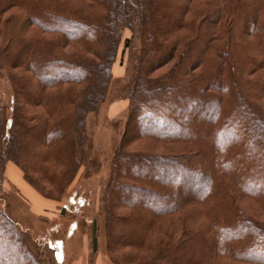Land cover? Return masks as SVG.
<instances>
[{"label": "trees", "instance_id": "obj_1", "mask_svg": "<svg viewBox=\"0 0 264 264\" xmlns=\"http://www.w3.org/2000/svg\"><path fill=\"white\" fill-rule=\"evenodd\" d=\"M106 1L89 0L85 11L70 0H0V60L34 74L13 79L21 90L15 118L0 132L1 153L13 150L11 124L21 151L30 147L25 172L27 161L53 185L74 179L78 147L93 145L86 117L105 99L126 22L142 54L125 142L143 139L165 151L118 143L104 195L110 246L137 251L121 255L122 264H264V0H222L193 14L195 0H119L132 8L125 22ZM108 43L105 59L98 49ZM75 44L88 55L76 50L68 60L65 48ZM173 57L175 65L151 74ZM88 70L104 73L95 87ZM21 101L42 112L29 116ZM196 212L202 227L187 224ZM170 217L174 231L164 230ZM97 242L94 235L95 249ZM0 264H42L1 206Z\"/></svg>", "mask_w": 264, "mask_h": 264}, {"label": "rangeland", "instance_id": "obj_2", "mask_svg": "<svg viewBox=\"0 0 264 264\" xmlns=\"http://www.w3.org/2000/svg\"><path fill=\"white\" fill-rule=\"evenodd\" d=\"M70 1L79 7L86 5L83 8L85 11H87L88 4L91 3L89 0ZM123 2L108 0L105 8L110 9L112 7L113 9L116 5L125 22L128 18L126 15L129 14L132 8H129V5ZM218 3L219 6L222 5V0H195L192 3L191 14L197 8L202 9L205 6L213 8ZM132 7H135L136 10V6ZM154 7L156 6L154 5ZM137 9H139V16L143 20L145 18L144 10ZM13 13L20 15L21 11L16 8ZM193 19L197 20V17ZM199 20L200 18L198 22ZM174 32L177 34L180 31ZM28 35L31 36L32 33H28ZM102 39L105 41L107 37L99 38L101 41ZM1 44L4 45V41ZM73 46L65 48L69 51L67 52L70 58L68 60H75V54H78L76 50L80 51L79 54H82V57L88 55L83 49L84 47L82 48L83 45L75 44ZM248 46L253 49L257 46V43L252 42ZM109 47L108 43L106 47L100 45L98 49L102 50L101 54L105 59L108 57L105 50ZM141 54L142 40L138 33H135L125 22L117 44L115 57L111 61L112 76L105 99L97 110L88 111L86 117V129L93 145L83 149L78 147L76 154L82 162L72 181L64 180L61 184L57 183L56 185L46 181L39 174V171L33 169L32 164H27L30 147L27 146L25 153L21 151L16 137L19 128L11 127V124L8 128L5 127L6 131H10L14 135L11 136L13 138V150L5 155L0 151V206L3 212L14 221L25 244L42 264H122L118 260L121 255L126 253L136 254L135 252H137L133 248H114L110 246L108 213L105 209L104 195L117 145L124 138L125 123L131 105L130 87L137 78ZM91 58L95 59V56L93 55ZM91 58L80 60V63L83 61L89 66L93 62ZM96 58L99 59L97 56ZM24 59L26 62L31 63L30 58L24 57ZM176 61V57L171 58L151 74L157 76L165 72L175 65ZM91 69L93 70V68ZM103 74L100 70L93 73L89 71L88 75L94 80L93 87L97 86L96 83L101 80ZM20 77L33 80L34 74L30 68H12L7 61L2 62L0 60V121L2 124H0V132L2 126H6L8 119L15 118L14 115L16 114L13 112L16 106L15 94L20 93L21 90L20 84L18 81L16 84V80H19L17 78ZM137 101L145 103V100L141 97H138ZM19 106L29 116L42 112L41 108L34 105L29 106L22 101L19 102ZM125 141L124 138V147L130 151L152 153L165 151V146L153 145L147 140L138 139L130 143ZM67 153L70 155L71 149H67ZM25 160H27L25 167L31 168L28 172L23 169ZM10 166L20 172L25 182L36 191L40 204H35L26 192L13 182V178L10 177H13V175L8 173ZM204 171L206 170L204 169ZM10 173L13 172L10 171ZM120 191L117 189V194ZM173 219V217H170L166 220L164 230L174 231ZM187 221V224L197 227H202L205 224V219L199 212H196ZM182 222L185 224L186 220H182ZM158 231L161 232L160 229ZM158 231L153 232L154 236L160 235ZM94 235L98 239L96 249L93 248ZM125 264H129V262L127 261ZM131 264H135V262Z\"/></svg>", "mask_w": 264, "mask_h": 264}, {"label": "crops", "instance_id": "obj_3", "mask_svg": "<svg viewBox=\"0 0 264 264\" xmlns=\"http://www.w3.org/2000/svg\"><path fill=\"white\" fill-rule=\"evenodd\" d=\"M13 170V171H12ZM13 172V173H10ZM9 174H12V176H10L11 178H13V182H15L16 185H18L23 191L26 192L27 196L29 198H31V196L38 198V195L36 193V191H34L23 179L22 175L20 174V172H18L13 166H10V169L8 170ZM39 199V198H38Z\"/></svg>", "mask_w": 264, "mask_h": 264}, {"label": "bare ground", "instance_id": "obj_4", "mask_svg": "<svg viewBox=\"0 0 264 264\" xmlns=\"http://www.w3.org/2000/svg\"><path fill=\"white\" fill-rule=\"evenodd\" d=\"M35 204H40V200L38 198H35L33 196H31L30 198Z\"/></svg>", "mask_w": 264, "mask_h": 264}]
</instances>
